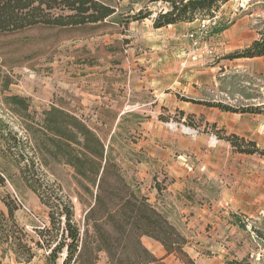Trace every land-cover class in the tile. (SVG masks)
<instances>
[{
	"label": "rangeland",
	"instance_id": "rangeland-1",
	"mask_svg": "<svg viewBox=\"0 0 264 264\" xmlns=\"http://www.w3.org/2000/svg\"><path fill=\"white\" fill-rule=\"evenodd\" d=\"M110 1L120 13L137 12L146 6L156 11L165 6L162 3L152 5L148 0ZM217 14L220 17L219 28L227 29L223 31L225 34H215L221 39L225 37L228 46H221L216 40V52L208 58V64L220 69L216 76V79L223 80L219 86L222 95L219 96L223 102L234 106L264 104V56L240 60L225 58L262 37L264 0H230ZM132 23L124 34L116 28L111 29L113 34L92 36L88 32H73L58 35L54 30L36 27L0 39V115L15 126L17 139L22 140L17 144V165L11 159L0 158V177L5 180L4 183L0 180V218L1 213L8 216L4 197L15 200V217L20 227L17 243L20 241L33 255L29 263L24 262L28 256L26 250L21 254L22 261L18 262L8 242L3 245L0 264H50V250L54 245L49 247V235L46 233L51 227L49 209L41 202L40 193L47 197L58 194L61 188L63 195L71 196L76 203V219L82 224L84 221L83 210L74 197V170L51 157L34 154L29 146H23L27 139L25 120L12 115L4 104V96L26 98L32 115L37 119L52 105L83 117L98 130L106 144L111 145L113 156L121 164L128 180L139 185L152 203V198L168 201L166 188L172 181L153 154L154 125L166 126L170 131L193 137L207 130L208 127L199 119L195 122L202 126L190 125L187 117H182L178 110L170 113L163 108L159 114L146 112V108L137 105L141 106L149 98L144 96L145 101L142 102L141 98L129 96L126 92L129 72L142 71L140 66L132 67L131 61L145 49L150 37L146 27L140 25L134 29L131 28L135 25ZM125 40L129 43H124ZM6 83H10L7 88ZM192 129L198 134L193 135ZM208 131L212 132L210 128ZM258 146L264 149V136ZM255 155L259 160L257 169L264 172V156ZM142 163L148 164L143 179L138 175ZM156 183L162 188L160 192ZM165 214L190 241L186 251L197 264H234L243 260L246 264H264V239L257 237L252 230L256 226L264 232V207L254 214L219 215L217 220L212 219L206 226L191 229L183 225L185 221L179 215L171 217L167 212ZM239 221L246 224V229L236 224ZM142 241L157 257L166 255L163 247L156 249L153 239L143 237ZM9 252L14 254L13 260L6 258ZM64 255V251L59 253L55 264H60ZM165 261L167 264H180L173 256Z\"/></svg>",
	"mask_w": 264,
	"mask_h": 264
},
{
	"label": "trees",
	"instance_id": "trees-1",
	"mask_svg": "<svg viewBox=\"0 0 264 264\" xmlns=\"http://www.w3.org/2000/svg\"><path fill=\"white\" fill-rule=\"evenodd\" d=\"M229 1L148 0L152 5L162 3L165 6L156 11L146 6L137 12L120 13L110 0H0V39L36 27L54 30L58 35L73 32H88L92 36L113 34L116 28L124 34L130 23L146 19L152 20L153 27L159 29L180 22L210 19ZM226 29L218 28L215 33ZM261 56H264V33L249 47L236 50L225 58ZM9 84L6 83V88ZM179 98L224 112L264 114V104L234 106L221 101ZM3 100L14 117L25 120L27 139L23 146H29L34 154L51 157L74 170V197L83 210V224L76 219L73 198L63 195L61 188L58 194L47 197L40 193L41 202L49 209L51 227L46 233L49 235V247L54 245L49 256L50 264H55L63 251L65 255L60 264H100L101 261L103 264H167L165 259L170 256L180 264H197L186 251L190 244L188 238L157 204L150 201L139 185L128 180L121 164L113 156L111 145L106 144L95 127L76 113L56 105L43 110L41 118L37 119L32 115L26 98L10 95L4 96ZM178 112L187 117L190 125L202 126L195 122L194 115L181 110ZM206 126L208 128L203 132H210V128L217 138L229 142L236 153L264 156V149L256 141L228 134L224 129H218L215 123H207ZM19 141L22 140L17 139L15 126L0 115V158L11 159L17 165ZM0 180L5 181L3 177ZM156 188L159 192L162 190L159 183H156ZM3 201L8 208V216L1 213L0 244L3 246L9 242L18 262L22 261L21 254L27 250L28 256L23 261L29 263L33 258L29 254L30 249L20 241L17 243L20 227L15 217L16 202L10 197H4ZM236 224L246 229L242 221ZM252 230L257 237L264 239L260 227L253 226ZM143 237L161 243L166 255L157 257L145 246ZM234 264L246 263L243 260Z\"/></svg>",
	"mask_w": 264,
	"mask_h": 264
},
{
	"label": "crops",
	"instance_id": "crops-1",
	"mask_svg": "<svg viewBox=\"0 0 264 264\" xmlns=\"http://www.w3.org/2000/svg\"><path fill=\"white\" fill-rule=\"evenodd\" d=\"M200 22H180L159 29L153 27L150 19L141 24L138 21L132 23L134 29L140 25L146 27L150 37L145 49L131 61L132 67L140 66L142 71L129 72L126 92L141 98L142 102L144 96L148 97L141 106L137 103V107L146 108V112L159 114L163 108L170 113L181 110L194 115L197 120L202 118L205 125L215 123L228 134L260 143L264 136V114L224 112L179 98L223 102L219 96L222 95L219 86L223 80L216 79L220 69L208 64L211 56L195 52L187 37L189 30L199 26ZM216 36L211 34L214 44L216 40L221 46L226 44L225 37L221 39L218 35L217 39ZM154 127L153 154L172 180L166 188L168 201L152 198L161 210L171 217L179 215L185 221L183 225L191 229L206 226L219 215L254 214L264 207V172L257 169V155L236 153L229 142L217 138L213 132H202L193 137L159 124ZM147 166V163L139 166L138 175L142 179ZM153 193L156 194L155 189ZM155 242L156 249L161 250L162 244ZM2 250L0 244V260ZM6 258L13 260L14 254L9 252Z\"/></svg>",
	"mask_w": 264,
	"mask_h": 264
},
{
	"label": "built area",
	"instance_id": "built-area-1",
	"mask_svg": "<svg viewBox=\"0 0 264 264\" xmlns=\"http://www.w3.org/2000/svg\"><path fill=\"white\" fill-rule=\"evenodd\" d=\"M199 20H201L199 26L189 30V32L187 33V37L191 41L192 48L195 52L201 51L206 55L213 56L216 50L215 44L213 40H211V34H215V30L220 27V17L218 16V14H216L210 19ZM191 133L193 135H197L198 131L192 129ZM15 196L17 198L16 193Z\"/></svg>",
	"mask_w": 264,
	"mask_h": 264
}]
</instances>
